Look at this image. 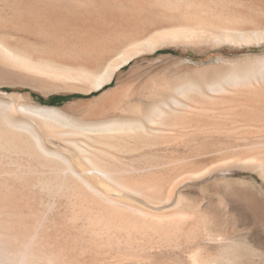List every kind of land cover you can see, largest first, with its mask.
<instances>
[{
    "label": "rangeland",
    "instance_id": "obj_1",
    "mask_svg": "<svg viewBox=\"0 0 264 264\" xmlns=\"http://www.w3.org/2000/svg\"><path fill=\"white\" fill-rule=\"evenodd\" d=\"M224 1L228 7L238 3ZM243 2L249 11L248 1ZM257 13L245 29L255 26L258 17L264 21V12ZM180 17L178 10L169 17L167 12L157 24L164 30L184 24L188 34L166 37L157 51L123 67L103 90L87 80L64 77L45 87L0 80V113L12 104L10 114L36 125L46 146L65 151L79 174L42 155L26 135L15 136L12 146L2 140L0 171L17 170L23 162L27 172L24 177L0 176V221L22 229V252L29 257L44 252L41 258L33 255L42 261L31 256V264H264V72L259 73L264 42L220 39L209 24L195 35L189 29L194 22ZM76 56L72 60L81 65L91 59ZM91 61L92 68L96 64ZM117 82L125 93L136 95L114 101L107 91ZM32 93L59 98L43 104ZM163 103L170 110L161 122L147 123L148 134L116 135L102 146L77 138L86 155L92 153L107 165L111 180L96 176L77 150L64 139L48 137L43 120L20 107H69L75 118L100 112L99 120L144 121ZM81 177H101L109 194L96 181L95 190L88 187Z\"/></svg>",
    "mask_w": 264,
    "mask_h": 264
},
{
    "label": "bare ground",
    "instance_id": "obj_2",
    "mask_svg": "<svg viewBox=\"0 0 264 264\" xmlns=\"http://www.w3.org/2000/svg\"><path fill=\"white\" fill-rule=\"evenodd\" d=\"M223 1L224 0H0V80H7L12 83L28 82L30 85L34 84L45 87V85H51L49 81L52 79H63L62 77H64V79L73 78L84 81L87 80L96 90H103L116 79L117 73L123 67L130 65L136 58L145 53L157 51L166 37L176 39L182 35L188 34V31H185L187 28L185 30L182 28L184 25L182 23V25L179 26L182 29H176L178 25H172L175 29L170 26L173 29H169L168 27L166 30H164L165 28L163 27H159L158 24L160 23L161 26V22L157 24V19H159L161 15H167L168 12L169 17L170 13L177 10L178 13L180 12V18H184L187 22L188 20L194 22V25L192 23L193 26H190L188 23L187 27L190 26L191 28L189 29L191 31L193 30L192 33L195 35L198 34L199 27L209 24L210 27L214 28V32L220 39L244 42V44L264 42V21L262 20V22L260 19L257 20L260 17L254 20V25L257 27L251 25L246 29L244 28V25L246 27L251 24L249 20H253V16L257 12H260V15L264 12V0H245L248 1L249 11H245V8V10L243 9L242 4L244 0H237V4H235L234 1L232 4V6L235 5L234 7H228L226 4L224 5ZM227 2L228 5L231 4L229 1ZM240 6L242 7L240 8ZM175 20H178V17H175ZM246 22L250 23L246 24ZM72 55H77L76 59L80 57L79 55H84L86 58L90 55V58L93 59V61L95 60L94 64L96 65L91 68L90 63L92 64L93 62L89 58L81 65L82 62L73 61L75 58L72 60ZM79 65H81V67H79ZM262 72H264V63L261 65L259 73ZM252 73L254 74V72H251V74ZM117 85V87L107 91L108 96L109 94L110 96L111 94L113 95L114 101L122 97V99H131L132 96L136 95H133V92L125 93L124 87L119 85V82H117ZM117 103L118 101L116 104ZM173 103L178 104L175 100ZM12 106V104L11 106H5V111L0 113V149L4 148L1 144L4 138H6V143L11 145L18 135L22 137L26 135L34 144L33 147H36L42 155L47 158L50 157L55 160H60V162L64 164V168L71 171L72 175H74L73 173H76L77 170L75 169L76 163L74 162V164L72 161L73 159L71 160L66 157L64 155L65 151L61 153L56 151L57 149H49L45 144V138L36 125L31 123V121L27 122L17 119L15 116L16 113L13 115L10 114L13 110ZM169 106L170 105L163 103V105L158 104L154 108L152 107V111L144 116L146 117L144 121L124 119L110 121L106 119L99 120L98 117L100 112L86 114L81 118H75L70 115L69 107L66 109L39 105H29V107L21 105L20 107L25 109V113H27L28 116L30 115L32 118L35 117L43 120V126L45 125L47 129L46 135H48V137L64 139L68 145L77 150L84 161L94 168L93 171L95 170L99 173V175L96 173V176L111 180L107 165L102 163L103 161H100V159L92 153H90V156L86 155L87 153L85 154L84 148L80 146V144L82 146L83 144L80 143L81 141L79 142L77 138L82 137V139H88V141L99 143L101 144L100 146H102L106 144L108 139L112 137L115 138L116 135H133L137 132H145L148 134V124L155 125L157 122H161L166 112L170 110ZM1 107L2 106H0V108ZM2 108H4V106ZM3 126L7 127L9 131H4L5 128L3 129ZM157 128L158 127H156L155 130H157ZM14 131L15 133H13ZM156 132L157 131H155V133ZM147 136L149 137V135ZM22 137H20V142ZM120 137L118 138L120 139ZM151 137L153 138L154 136ZM25 140L23 139L22 143H24ZM66 143H64V145ZM23 146L22 144V147ZM16 147L18 148V144H16ZM92 149L95 150L94 148ZM91 154L93 156H91ZM42 155L40 154L39 157ZM44 156L41 158H44ZM1 162L3 163V161ZM21 164L22 165L19 164L20 167L17 170H1L0 176H13L19 173L21 174L23 171L27 172L25 169L22 170L23 162ZM86 167L89 168L88 165ZM77 175H75V178ZM22 176H25L24 173H22ZM19 177L21 178V176ZM101 177L100 179L98 178L97 181L89 180V177H81L80 179L90 188L95 187L97 185L96 182L99 183V186L101 184L102 187H105ZM72 179L73 177L70 180ZM112 181L114 183L117 182L116 179ZM23 184L25 185V183ZM30 186L32 185L30 184ZM28 187L26 189H28ZM105 188L106 189L103 190L107 191L108 195L109 188ZM0 204H2V202H0ZM6 211L9 212V210ZM6 222L0 221V264H28L27 262L30 257L36 252L32 255L30 254V257L28 252H22V229L19 231L12 230ZM20 223L22 227V218L20 219ZM36 250H38V248H36ZM39 253L42 254L44 252L39 251ZM39 253L37 251L35 256L38 255L40 257L43 255ZM35 256L31 258H35ZM40 258L37 257L35 260ZM47 258L48 257H46V259ZM31 260L33 261V259Z\"/></svg>",
    "mask_w": 264,
    "mask_h": 264
},
{
    "label": "trees",
    "instance_id": "obj_3",
    "mask_svg": "<svg viewBox=\"0 0 264 264\" xmlns=\"http://www.w3.org/2000/svg\"><path fill=\"white\" fill-rule=\"evenodd\" d=\"M32 95L34 97H36L41 103L43 104H55L56 103V99L59 98V96L57 95H54V96H51L50 98L48 99H45L43 98L42 96L38 95V94H35V93H32Z\"/></svg>",
    "mask_w": 264,
    "mask_h": 264
}]
</instances>
